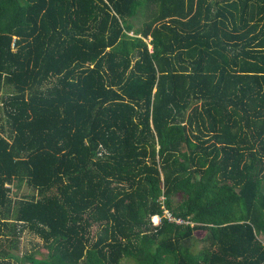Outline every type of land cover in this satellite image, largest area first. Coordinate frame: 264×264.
<instances>
[{
  "label": "trees",
  "instance_id": "1",
  "mask_svg": "<svg viewBox=\"0 0 264 264\" xmlns=\"http://www.w3.org/2000/svg\"><path fill=\"white\" fill-rule=\"evenodd\" d=\"M4 88L0 264H264V0H0Z\"/></svg>",
  "mask_w": 264,
  "mask_h": 264
},
{
  "label": "rangeland",
  "instance_id": "2",
  "mask_svg": "<svg viewBox=\"0 0 264 264\" xmlns=\"http://www.w3.org/2000/svg\"><path fill=\"white\" fill-rule=\"evenodd\" d=\"M7 92H9V90L6 88H4L2 91H0V115H2L1 99H2V97H4L7 94ZM157 221H158L157 217L152 219L153 224H156ZM93 231L95 233L96 229H94ZM202 246L203 245L201 243H197L196 248L200 249ZM32 249H35V251H38V252H40V251L43 252V250H41V241L37 237H34L28 233H24L20 239L19 255L18 256H20V254L22 255L25 253H29L30 251H32ZM22 264H27V263L25 261H22ZM125 264H129V263H125Z\"/></svg>",
  "mask_w": 264,
  "mask_h": 264
},
{
  "label": "built area",
  "instance_id": "3",
  "mask_svg": "<svg viewBox=\"0 0 264 264\" xmlns=\"http://www.w3.org/2000/svg\"><path fill=\"white\" fill-rule=\"evenodd\" d=\"M164 215H165L167 218H169L170 220L172 219V218H171V215H170L167 211L164 212ZM177 223H179V224L182 223V224H183V221H182V220H177ZM184 223H185V222H184Z\"/></svg>",
  "mask_w": 264,
  "mask_h": 264
},
{
  "label": "clouds",
  "instance_id": "4",
  "mask_svg": "<svg viewBox=\"0 0 264 264\" xmlns=\"http://www.w3.org/2000/svg\"><path fill=\"white\" fill-rule=\"evenodd\" d=\"M155 217H156V216H155ZM153 218H154V217H152V219H153ZM157 219H158V217H157ZM157 223H158V221H157ZM157 223H156V224H157Z\"/></svg>",
  "mask_w": 264,
  "mask_h": 264
}]
</instances>
